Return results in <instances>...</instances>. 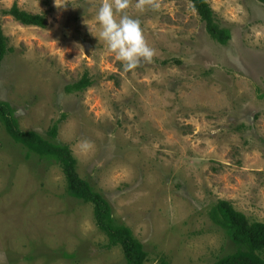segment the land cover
<instances>
[{"label":"rangeland","instance_id":"rangeland-1","mask_svg":"<svg viewBox=\"0 0 264 264\" xmlns=\"http://www.w3.org/2000/svg\"><path fill=\"white\" fill-rule=\"evenodd\" d=\"M138 2L125 12L155 56L126 72L96 37L103 0H0L12 48L0 99L25 131L51 140L58 124L55 141L72 148L80 175L144 244L147 264H215L238 250L211 218L219 200L264 222V3L209 0L232 31L222 45L191 2L155 0L159 10ZM15 3L45 14L47 26L7 14ZM86 74L89 87L66 91ZM0 264H128L93 204L70 195L62 167L1 121Z\"/></svg>","mask_w":264,"mask_h":264},{"label":"trees","instance_id":"trees-1","mask_svg":"<svg viewBox=\"0 0 264 264\" xmlns=\"http://www.w3.org/2000/svg\"><path fill=\"white\" fill-rule=\"evenodd\" d=\"M197 11L206 25L209 35L222 45H227L232 39V31L219 25L216 14L209 0H187ZM264 3V0H259ZM17 21L28 26L46 27L48 17L45 14H35L22 9L15 3L6 11ZM12 48L2 25H0V67ZM92 84L88 75L79 82L66 87L69 93L82 91ZM0 121L11 137L24 145L31 152L42 158H47L59 164L66 176L68 190L71 196L91 203L98 227L107 234L111 246H121L128 264H147L149 254L144 244L135 236L131 227L119 223L114 216L113 207L100 191L96 190L90 181L84 179L78 171V160L72 148L65 143L55 141L58 137V124L49 131L52 138L46 139L36 131H25L21 128L15 108L7 101L0 99ZM213 221L222 227L231 240L238 245L237 252L225 256L215 264H264V222H251L248 216L237 210L232 202L219 200L210 212ZM159 264H171L161 261Z\"/></svg>","mask_w":264,"mask_h":264},{"label":"clouds","instance_id":"clouds-1","mask_svg":"<svg viewBox=\"0 0 264 264\" xmlns=\"http://www.w3.org/2000/svg\"><path fill=\"white\" fill-rule=\"evenodd\" d=\"M145 3L150 4L154 10L160 8L155 0H139L136 7L142 10ZM128 7L129 0H103L96 14L97 23L102 29L96 37L107 44L109 51L115 54L116 60L122 63L126 72L138 68L142 62L151 63L155 56V50L149 47L143 36L140 21L125 12ZM118 13L122 14L119 20L116 18Z\"/></svg>","mask_w":264,"mask_h":264}]
</instances>
